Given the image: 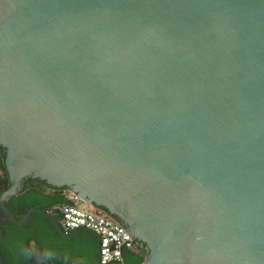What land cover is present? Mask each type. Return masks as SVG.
<instances>
[{"label": "water", "instance_id": "water-1", "mask_svg": "<svg viewBox=\"0 0 264 264\" xmlns=\"http://www.w3.org/2000/svg\"><path fill=\"white\" fill-rule=\"evenodd\" d=\"M0 143L141 264H264V0H0Z\"/></svg>", "mask_w": 264, "mask_h": 264}, {"label": "flooded vegetation", "instance_id": "flooded-vegetation-1", "mask_svg": "<svg viewBox=\"0 0 264 264\" xmlns=\"http://www.w3.org/2000/svg\"><path fill=\"white\" fill-rule=\"evenodd\" d=\"M14 184L20 186L19 192L8 195ZM63 188L54 186L46 179L33 174L21 175L16 164L10 158L8 147L0 143V251L3 257L2 264H42L51 259L56 262L57 259L52 255L53 253L77 251L78 248H83V242L75 237L76 230L64 234L59 231L50 218L34 210L36 208L43 209L52 213L59 220L58 206L61 204L60 197L64 196ZM6 208L13 217L6 211ZM30 211V215L25 220L19 221ZM95 247L93 256L99 258V244L95 243ZM68 263L81 264L75 259Z\"/></svg>", "mask_w": 264, "mask_h": 264}, {"label": "built area", "instance_id": "built-area-1", "mask_svg": "<svg viewBox=\"0 0 264 264\" xmlns=\"http://www.w3.org/2000/svg\"><path fill=\"white\" fill-rule=\"evenodd\" d=\"M66 199L58 206L60 222L64 229L89 228L99 236V261L123 263V252L131 250L145 254L147 246L132 238L112 216L95 208L78 193L63 188Z\"/></svg>", "mask_w": 264, "mask_h": 264}, {"label": "trees", "instance_id": "trees-1", "mask_svg": "<svg viewBox=\"0 0 264 264\" xmlns=\"http://www.w3.org/2000/svg\"><path fill=\"white\" fill-rule=\"evenodd\" d=\"M65 201H66L65 197L61 196L59 202L63 203ZM98 209L103 211L102 208H98ZM58 217L60 220V215H58ZM113 218L117 220L116 217ZM57 232L59 231L57 230ZM60 235L61 237H63L62 234ZM75 237L83 242L84 244L83 248L81 249L78 248L77 251L55 252L52 255L55 256V258L57 259L56 262H53L51 259L48 262L42 264H69L68 262L73 259L78 260L81 264H99L97 259L98 257L93 256L94 248H96L95 243L99 244V236L95 232L87 228L80 227L76 229ZM98 253H99V248H98ZM144 258H145V254H141L140 252H136V251L125 250L123 252V263L120 264H141L144 261ZM113 263L115 262H108L105 264H113Z\"/></svg>", "mask_w": 264, "mask_h": 264}, {"label": "rangeland", "instance_id": "rangeland-1", "mask_svg": "<svg viewBox=\"0 0 264 264\" xmlns=\"http://www.w3.org/2000/svg\"><path fill=\"white\" fill-rule=\"evenodd\" d=\"M148 251L145 252V256L147 255Z\"/></svg>", "mask_w": 264, "mask_h": 264}]
</instances>
